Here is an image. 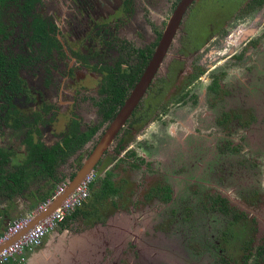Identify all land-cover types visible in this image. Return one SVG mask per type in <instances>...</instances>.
<instances>
[{
	"label": "flooded vegetation",
	"instance_id": "flooded-vegetation-1",
	"mask_svg": "<svg viewBox=\"0 0 264 264\" xmlns=\"http://www.w3.org/2000/svg\"><path fill=\"white\" fill-rule=\"evenodd\" d=\"M180 1L0 0V176L16 174L17 184L8 181L7 186L18 190L23 201L37 200L53 183L67 185L77 173L146 70ZM220 48L221 55H215ZM217 57L219 68L213 64ZM203 80L208 84L201 93L214 101L215 113L207 123L232 131L218 150L214 178L221 173L243 189L228 177L227 158L248 159L242 155L248 148L264 159V0L188 4L145 93L95 164L94 181L107 178L118 196L117 169L136 170L139 164L132 159L143 162L132 149L138 134L159 117L167 122L163 115L172 105L194 107ZM54 148L58 160L51 166L47 154ZM107 156H112L110 166L95 175ZM253 157L256 176L245 190L259 180ZM68 164L74 167L69 178L59 177ZM173 191L167 181L154 187L161 216L180 217L179 197L186 191ZM217 196L230 213L218 208L219 198L214 204ZM174 199L176 210L170 208ZM7 200L6 206L0 202V228L9 222ZM187 202L192 206L188 215L214 211L235 220L244 214L221 192L205 194L197 205L189 195ZM217 251L222 254L221 248Z\"/></svg>",
	"mask_w": 264,
	"mask_h": 264
},
{
	"label": "rangeland",
	"instance_id": "rangeland-1",
	"mask_svg": "<svg viewBox=\"0 0 264 264\" xmlns=\"http://www.w3.org/2000/svg\"><path fill=\"white\" fill-rule=\"evenodd\" d=\"M215 55H221V48ZM221 62V57H217L213 64L219 68ZM207 84L205 80L198 83L199 101L194 107L172 105L163 115L167 122H162L159 117L138 134L132 149L143 157V162L132 159L139 164L136 170L117 169L120 178L116 183L118 196L99 199L91 197L89 192L84 205L86 211L66 223L70 227L67 231L74 234L62 232L57 226L52 232L57 236L52 239L51 233L47 234L35 248L47 255L46 258L40 255L36 264H136V260L138 264H217L218 248L227 256L224 259L229 261L228 264H264V254L253 255L264 239V159L250 153L248 148L243 149V156L251 160L256 157L255 165L260 170L258 182L246 190L237 187L236 180L225 178L221 173L214 178L215 166L220 163L218 150L226 144L232 131L207 123L215 113L214 101L211 97L204 98L201 93ZM238 134L236 132L237 137ZM180 157L185 160L179 161ZM110 158L112 156L104 158L95 175L110 166ZM73 169V164L66 165L59 171V177L69 178ZM59 180V183L63 181ZM165 181L173 184L174 194L177 190L186 191L179 197L180 217L175 218L170 212L160 214L161 205L156 201L154 187ZM217 192L225 195L229 203L244 214L236 220L213 213L205 216L198 210L188 215L192 208L190 202L185 203L189 195L192 204L195 201L197 205L205 194ZM16 198L24 203L23 209L27 208L28 203L21 196ZM6 200L0 193V202L4 206ZM176 200L169 206L171 209H177ZM83 233L91 238L92 248L91 255L82 261L80 251L84 248L83 243L88 241L86 235L79 236ZM59 234H63V238ZM213 240L215 247L211 245ZM249 254L253 256L246 261Z\"/></svg>",
	"mask_w": 264,
	"mask_h": 264
},
{
	"label": "water",
	"instance_id": "water-1",
	"mask_svg": "<svg viewBox=\"0 0 264 264\" xmlns=\"http://www.w3.org/2000/svg\"><path fill=\"white\" fill-rule=\"evenodd\" d=\"M192 0H181L172 15L168 25L166 26L164 35L157 46L154 55L150 59L146 70L132 88L129 96L124 101L122 107L108 126L104 135L100 138L98 143L96 144L93 152L88 156L87 159L84 160L80 169L75 173L72 179L67 183L63 192L59 193L51 200L50 203L46 205V207L40 211L33 219H31L17 234L12 236L10 239L0 243V250H2L5 246L9 245L12 241L23 235L28 229L37 224L41 219L48 216L53 212L56 208H58L61 203L75 190V188L92 172L95 164L100 158L103 150L107 148L109 143L112 141L114 135L120 129V127L124 124L127 117L131 114L134 107L137 105L140 98L146 91L153 75L166 52V49L169 45L172 34L175 32L178 23L181 19L183 12L186 7Z\"/></svg>",
	"mask_w": 264,
	"mask_h": 264
},
{
	"label": "trees",
	"instance_id": "trees-1",
	"mask_svg": "<svg viewBox=\"0 0 264 264\" xmlns=\"http://www.w3.org/2000/svg\"><path fill=\"white\" fill-rule=\"evenodd\" d=\"M263 144L264 146V141H260V144ZM38 152H35L34 155L37 156ZM58 155L56 153L55 148L51 150V152L49 154H47V159L48 161L51 163V166L53 165V163H55L58 158H56L55 156ZM233 155H235L233 153ZM227 165H228V177H235L238 182L240 187H242L243 189L246 188L248 185L254 183L253 179L254 176H256V167L251 164V161L249 159L246 158H242L240 159L238 156H229L227 158ZM239 171V173L237 172ZM50 173H53L52 171H50ZM16 174L14 173H6L4 174V176H0V191H2L4 194H6L5 197H7V201H9L8 204V212L9 216L7 217V219H12L15 216H19V215H24L26 214L28 211L32 210L36 205H38L39 203L45 201L47 198L51 197L54 193L55 190V184L53 183V186L47 190L42 196H40V198H38L37 200H34L33 202H30L27 206V208L23 209V205L24 203L22 202H17V191L15 188H10L7 186V184L9 183L8 181H14L16 183ZM17 184V183H16ZM3 186H5L4 188H1ZM21 189V187H19V190ZM96 191V193H94ZM116 190L111 182H109V180L106 178L105 180L98 182V181H94V179L89 183V192L91 193V197L93 196H97L99 199H108V197L113 196L116 193ZM22 190H20L21 193ZM96 194V195H94ZM219 198V200H221V203H219L218 208L225 213H230L229 209H228V204L225 201L224 198H220V196L216 197L215 203L214 204H218L216 203V201H218L217 199ZM86 200H84L82 202V204L80 206H77L69 215H67L65 217V219L60 222L58 224V226L61 229H66V228H70L69 226L67 227L66 223L70 220H74L76 219L80 214L82 215V213H84L86 211V209L84 208V205L86 204ZM13 213H18L16 215H14ZM213 213H215L213 211ZM6 219V220H7ZM237 219V217L235 218V220ZM6 222V221H5ZM4 227V225H3ZM2 227V228H3ZM0 228V229H2ZM87 236L88 241L87 243H83L84 248L81 250L82 254L79 255L80 259L83 261L85 260L86 257L91 255V238L85 233H83L82 235L79 234L80 237L82 236ZM78 251V250H76ZM80 251V252H81ZM79 253V252H78ZM256 254L257 255H263L264 254V241L263 244H261L259 247L256 248ZM225 253L222 252V254L217 255V259L218 262L217 264H220V262L222 261V264L226 263V260L224 258H226L227 256H224ZM82 256V257H81ZM249 260V257H246V261ZM229 262V261H227Z\"/></svg>",
	"mask_w": 264,
	"mask_h": 264
},
{
	"label": "built area",
	"instance_id": "built-area-1",
	"mask_svg": "<svg viewBox=\"0 0 264 264\" xmlns=\"http://www.w3.org/2000/svg\"><path fill=\"white\" fill-rule=\"evenodd\" d=\"M92 179L93 176L91 172L58 208L0 250V264H25L24 252L38 247L47 234L53 231L77 206L82 204L89 195V183ZM65 187L66 184L64 183L57 185L51 197L36 205L26 214L20 215L7 222L0 233V243H3L17 234L31 219H33V217L42 211L56 195L63 192Z\"/></svg>",
	"mask_w": 264,
	"mask_h": 264
},
{
	"label": "crops",
	"instance_id": "crops-1",
	"mask_svg": "<svg viewBox=\"0 0 264 264\" xmlns=\"http://www.w3.org/2000/svg\"><path fill=\"white\" fill-rule=\"evenodd\" d=\"M12 219H14V218H12ZM12 219H10V220H12ZM4 227H5V225H4ZM4 227L2 229H0V233L2 232V230L4 229ZM52 232L53 231L50 232L51 233V237H52V239H54L57 235H56V233H52ZM59 236L61 237L62 235L59 234ZM36 251L37 250H35V248H34L33 250H29V251H25L24 252L23 256L25 258V264H36L38 262V260H39L38 259L39 256L42 255V254H43V257L46 258L47 255H45V251L42 250L41 253H39L38 251L36 252Z\"/></svg>",
	"mask_w": 264,
	"mask_h": 264
}]
</instances>
